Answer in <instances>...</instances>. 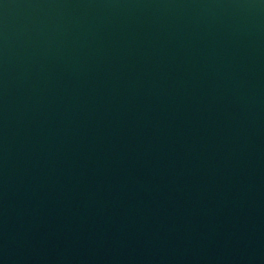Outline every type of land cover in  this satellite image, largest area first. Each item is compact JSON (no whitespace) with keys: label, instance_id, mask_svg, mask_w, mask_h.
<instances>
[{"label":"water","instance_id":"obj_1","mask_svg":"<svg viewBox=\"0 0 264 264\" xmlns=\"http://www.w3.org/2000/svg\"><path fill=\"white\" fill-rule=\"evenodd\" d=\"M0 264H264V0H0Z\"/></svg>","mask_w":264,"mask_h":264}]
</instances>
